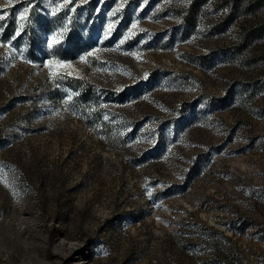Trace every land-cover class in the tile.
Instances as JSON below:
<instances>
[{
	"label": "rangeland",
	"instance_id": "obj_1",
	"mask_svg": "<svg viewBox=\"0 0 264 264\" xmlns=\"http://www.w3.org/2000/svg\"><path fill=\"white\" fill-rule=\"evenodd\" d=\"M228 2L0 0V264H264V9Z\"/></svg>",
	"mask_w": 264,
	"mask_h": 264
},
{
	"label": "trees",
	"instance_id": "obj_2",
	"mask_svg": "<svg viewBox=\"0 0 264 264\" xmlns=\"http://www.w3.org/2000/svg\"><path fill=\"white\" fill-rule=\"evenodd\" d=\"M207 2V0H204ZM229 2V10L228 13L233 15L236 13H249L253 12V14L256 17H259L260 21V10L264 9V0H228ZM205 3V2H204ZM260 25V24H259ZM264 28V27H263ZM263 28H253L252 31H250L249 35L250 37H256L263 35ZM51 85H54V81H51ZM84 98V93H79V99ZM76 112L79 114H85V107H82L80 104L76 105Z\"/></svg>",
	"mask_w": 264,
	"mask_h": 264
},
{
	"label": "snow or ice",
	"instance_id": "obj_3",
	"mask_svg": "<svg viewBox=\"0 0 264 264\" xmlns=\"http://www.w3.org/2000/svg\"><path fill=\"white\" fill-rule=\"evenodd\" d=\"M55 42V41H54ZM63 66V65H62Z\"/></svg>",
	"mask_w": 264,
	"mask_h": 264
}]
</instances>
